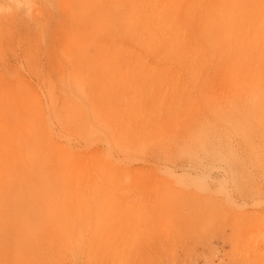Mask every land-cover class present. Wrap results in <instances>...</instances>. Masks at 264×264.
I'll use <instances>...</instances> for the list:
<instances>
[{"label":"rangeland","instance_id":"1","mask_svg":"<svg viewBox=\"0 0 264 264\" xmlns=\"http://www.w3.org/2000/svg\"><path fill=\"white\" fill-rule=\"evenodd\" d=\"M102 1L0 0V157L10 153L8 168L16 178L20 170L13 157L21 150L35 152L34 158L41 162L31 187L18 179L11 184L8 173L1 175L0 264L105 263L98 257L92 261L83 256L68 259L32 233L35 210L45 214L50 201L59 214L64 211L65 181L63 168L49 156L46 135L38 122L32 121L30 131L23 129V112L30 110L28 104L34 94H44L47 82L53 80L52 62L58 44L64 40L87 57L83 77L92 87V102L98 103L101 98L123 111L127 119L139 122L142 118L127 103L141 92L146 73H134L135 80L131 82V73H115L108 78L100 63L102 58H111L119 51L117 45L136 52L142 63L158 62L128 28L123 29L117 22L106 24ZM185 17L190 29L189 37L180 44L182 51L187 55L194 46L200 47L206 62L177 74L181 84L177 110L172 115H160L151 129L148 126L138 131L144 143V159L131 165L120 164L111 184L114 193L103 196L100 227L118 224L119 218L124 221L129 212L137 215L129 225L140 226L141 233L136 241L139 258L132 264H264V244L260 241L261 247H257L260 236H254L256 220L264 215V174L248 164L244 142L232 129L240 122L238 114L224 109L226 96L236 97L230 84L223 80L225 64L216 52L203 46L198 20H191L187 14ZM159 100L160 97L154 104ZM141 111L144 115L149 113L150 106L143 102ZM222 127L235 154L233 159H228L229 153L223 148L213 153L201 137V133L214 137ZM93 147L98 149L100 144ZM165 165L177 173L187 170L198 175L210 168L211 172L203 184L204 190L191 188L192 185L180 188L174 177L163 173ZM59 218L63 223L65 218ZM115 230L117 234L119 230ZM247 243L255 244L254 248Z\"/></svg>","mask_w":264,"mask_h":264},{"label":"bare ground","instance_id":"2","mask_svg":"<svg viewBox=\"0 0 264 264\" xmlns=\"http://www.w3.org/2000/svg\"><path fill=\"white\" fill-rule=\"evenodd\" d=\"M101 3L106 24L117 22L123 29L128 28L158 62L157 65L142 63L136 52L117 45L119 51L111 58H102L100 63L104 77L108 74V78L125 72L131 73L128 81H134V73H146L143 80L140 78L141 92L127 103L144 120L141 118L140 123L127 119L123 111L100 101L101 98L98 103L92 102V87L83 77L88 62L86 55L69 40H59L52 62L53 80L47 82L44 94L38 92L31 98L30 110L23 112V129L30 131L32 121L38 122L46 135L45 145L51 160L63 168L64 211L59 214L50 201L45 214L35 210L32 233L38 241L54 246L71 260L83 256L91 261L101 258L104 264H132L139 258L136 241L141 233L140 226L130 228L129 225L137 215L129 212L124 221L119 218L118 224L108 223L103 229L100 227L103 225L102 200L104 202L103 196L107 193H114L111 184L120 164L131 165L144 159L141 153L144 143L138 131L148 126L151 129L160 115H172L180 105L181 84L177 74L183 69L191 71L206 60L200 47L194 46L187 55L182 51L180 44L189 37L190 29L185 14L193 21L198 20L203 46L209 52H216L225 64L223 80L230 84L236 97L227 95L224 109L238 114L240 122L232 129L244 142L248 164L264 174V0H103ZM184 7L186 11L182 10ZM158 97L159 103L154 104ZM143 102L151 109L145 115L141 111ZM160 107H164L162 112ZM217 131L214 137L205 133H201V137L212 152L223 148L229 153L228 159H233L235 154L225 136L227 132L224 127ZM96 144L100 147L93 149ZM9 154H1L0 179L6 172L11 184L18 179L31 187L37 178L35 171L41 167V162L34 158L36 153L26 149L13 157L20 170L18 178L8 168ZM215 157L218 158L216 153ZM172 168L165 165L160 170L174 177L180 188L192 185L191 188L204 190L203 184L211 172L210 167L207 173L198 175L187 170L177 173ZM60 215L65 218L63 223H60ZM259 217L254 236H260L257 241L260 248L259 242L264 244V215ZM114 229L119 232L116 234ZM254 245L248 247L254 248Z\"/></svg>","mask_w":264,"mask_h":264}]
</instances>
